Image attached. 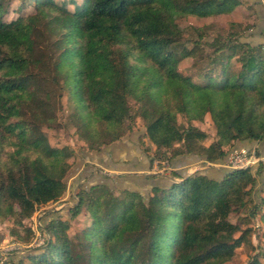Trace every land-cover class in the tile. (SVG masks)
I'll list each match as a JSON object with an SVG mask.
<instances>
[{"label": "trees", "instance_id": "1", "mask_svg": "<svg viewBox=\"0 0 264 264\" xmlns=\"http://www.w3.org/2000/svg\"><path fill=\"white\" fill-rule=\"evenodd\" d=\"M27 2L30 14L8 21L0 14V220L21 229L24 236L12 234L24 242L34 236L26 224L33 213L67 190L73 151L49 145L31 123L49 116L63 88L92 159L136 132L128 154L172 166L180 157L222 163L264 141V49L242 39L254 23L210 34V25L186 30L177 17L219 18L242 0ZM183 60L189 74L179 69ZM205 120L213 134L198 127ZM171 175L178 180L104 174L111 187L77 184L65 213L42 217L43 244L7 254V264H222L240 245L252 248L253 228L231 222L233 212L258 218L261 239L247 264H264L263 161L218 177L200 169ZM83 210L89 222L69 235Z\"/></svg>", "mask_w": 264, "mask_h": 264}, {"label": "rangeland", "instance_id": "2", "mask_svg": "<svg viewBox=\"0 0 264 264\" xmlns=\"http://www.w3.org/2000/svg\"><path fill=\"white\" fill-rule=\"evenodd\" d=\"M24 6L22 7V5ZM33 12L32 5L28 4L27 0H1V7H0V14L3 20H10L14 19L17 16L21 14H30ZM179 27L185 28L188 30L189 27L193 25H210L208 28V32L210 34H213L217 31L226 29V28H237L238 23L237 18H243L245 17L242 13L241 16L239 14H236L234 16H228V17H216L208 20L204 19H196L192 16H177ZM176 17V18H177ZM173 18L175 19V13L173 14ZM189 62L183 60L180 63L179 69L189 74ZM194 75V73H191ZM61 81V80H60ZM63 96L61 99H50V109H49V119H31V123L33 124V128L35 131L36 136L42 137L46 139L49 145H53L55 147H68L69 150L71 149L73 151L71 157L68 161L72 163V169L69 175L66 178L67 182V190L63 197H61L57 202L48 203L46 205L40 206L31 216V218L27 221V225H29L32 229H34V236L32 237L30 242H24V240H21L19 237L16 236V234H12V229H17V233L21 236H24L25 233L12 225V222L9 220H0V259L2 262L7 263V254L9 255H15L16 258H18L20 255L26 254L28 250L35 249L37 247H40L45 239L44 233L40 231V227L43 225L42 217H44L46 214L50 212H54L57 210H63V212H66V209L70 207L74 203V190L77 184H82V182L85 184V186H89L90 184L94 183L95 180H93V176H97V180L100 181V179L105 173V175H108V170L104 169L103 167L100 168L95 163H91L92 158H90L88 155H92L91 153L87 154L85 157V138L83 134V129L80 127L78 122H75L70 117V112L73 110V103L70 100L69 95H67L66 90L63 88ZM209 120H205L202 123L198 124V127H200L203 131L207 132L208 134H213L214 130L212 126L209 124ZM143 121L140 119H136V122L134 123V127L136 130L142 129ZM138 133H132L129 136L124 137L119 142L113 143L109 145L108 147H114V150L117 153H122L125 151H131L129 150L128 146L136 142ZM201 140V139H200ZM127 142V145H124L123 142ZM147 139H145V143H147ZM204 143H208L207 140L203 141ZM149 143V142H148ZM149 145H151L149 143ZM135 147V146H133ZM154 149V145H151V150ZM114 151V152H115ZM153 151V150H152ZM151 152V151H150ZM152 153V152H151ZM230 154V153H229ZM229 156V155H228ZM228 158V157H227ZM83 162L82 164L80 163ZM210 163V162H207ZM84 164V165H83ZM212 164V163H211ZM256 164V163H255ZM253 164V165H255ZM152 165H155V168L153 169V173L162 175V174H169L171 177V171L174 169V167L166 160H153ZM151 165V166H152ZM172 166V167H171ZM80 167V169H78ZM227 168V167H226ZM229 169V168H227ZM88 170L89 174H87V177H85V180H81V178L84 177V174L82 171ZM152 172V171H151ZM192 172V171H191ZM112 178H115L114 176H110ZM88 178V179H87ZM175 181L178 180L176 178H173ZM104 184H107L108 187H111L108 182H103ZM259 185L257 188H259ZM118 189V188H114ZM257 195V193H255ZM255 197V195H254ZM229 220L233 223H238L241 228H245L246 226L250 225L253 228V233L251 235V247H249L250 244H242L240 245L236 251H235V257L230 260L226 261L222 264H247L250 256L256 252V245L260 238V227L258 226L260 224L258 218H254L252 220H244L242 217L237 213H231L229 215ZM89 217L87 216V213L85 210H83V213L76 219H73L70 223V228L68 230L69 235H74L75 232H77L81 225L83 223H88ZM258 229V230H257ZM40 241H42V244H40ZM8 255V256H9Z\"/></svg>", "mask_w": 264, "mask_h": 264}, {"label": "crops", "instance_id": "3", "mask_svg": "<svg viewBox=\"0 0 264 264\" xmlns=\"http://www.w3.org/2000/svg\"><path fill=\"white\" fill-rule=\"evenodd\" d=\"M242 13L245 17L237 18V22H249L251 24L254 23V27L252 28V30L246 32L242 39L244 41L250 42L251 44H261L264 49V0H242V4L237 6L231 14L223 15L221 16V18L234 16L235 14L236 16L237 14L241 16ZM123 144L127 145L128 143L125 141L123 142ZM126 147L127 146H125V151L122 153H117L114 150V147H109L105 149L103 153L96 155L98 157L92 159L91 163H95L100 168L103 167L104 169L108 170L109 172L107 174H110V176H124L126 179H128V182L132 179H140L141 177L145 176L162 177L167 180H173V178L169 174L158 175L153 173L155 165L150 164L149 159L146 156L137 151H133L128 154V151H126ZM256 148H258L260 152L258 159L264 162V141L260 143L252 141L247 143L246 145L238 147L237 149L249 150L251 151V153H254L253 150ZM226 160L227 158L222 163L211 164L205 162V160L196 159L194 157H180L174 160L173 167L177 173H181L182 175H190L194 171L200 169L209 176L218 177L222 175L224 169H227ZM83 162L85 163V161ZM78 169H80V167ZM82 172L84 174V177L81 178V180H79L78 182L85 180V177H87V174H89L88 170H83ZM96 178V175L95 177L93 176V180H95L94 183L99 182V180H97ZM100 182H108L109 184H112L110 179H100ZM148 188L149 187L147 186L143 188L145 193L148 191Z\"/></svg>", "mask_w": 264, "mask_h": 264}, {"label": "built area", "instance_id": "4", "mask_svg": "<svg viewBox=\"0 0 264 264\" xmlns=\"http://www.w3.org/2000/svg\"><path fill=\"white\" fill-rule=\"evenodd\" d=\"M258 160V157H256L254 153L247 152L244 149H235L230 152L226 160V167L229 169L245 168L257 163ZM40 244H42V241H40ZM0 264L7 263L2 262V260L0 259Z\"/></svg>", "mask_w": 264, "mask_h": 264}]
</instances>
